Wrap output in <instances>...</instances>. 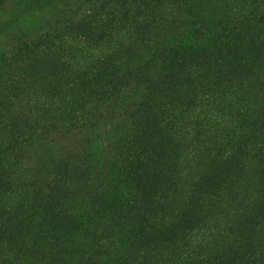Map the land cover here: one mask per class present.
<instances>
[{"label": "trees", "instance_id": "16d2710c", "mask_svg": "<svg viewBox=\"0 0 264 264\" xmlns=\"http://www.w3.org/2000/svg\"><path fill=\"white\" fill-rule=\"evenodd\" d=\"M166 1L63 0V15L59 18L61 21L55 24V29H48L38 37V48H18L20 59L9 68L11 75L0 79V95L12 91L18 92L21 100H27V103L35 99L41 101L38 106L41 112H45L43 103L47 102L46 115L49 117L44 119L54 117L53 122L62 119L59 112H71L70 107H75L72 106L75 105L73 101L81 104L83 109L90 108V112L110 110L119 104L124 112L131 114L134 124L138 122L140 128L134 131L132 142L126 145V156L130 160L126 158L122 163L125 168L121 176L113 175L111 185L104 189L108 194L104 197L111 209L108 214H113L117 221L125 220V227L132 228L138 237L133 218L138 216L140 221L145 219L148 210L165 208L161 205L165 202L164 197L157 198L140 188L144 176H140L137 169L149 161L142 142V122L146 118L152 121V118L160 116L163 119L161 126L177 140L185 142L187 150L190 153L193 151L196 159L213 154L227 164L237 165L250 158L257 160L261 155L264 157V111H261L264 105L263 63L244 64L245 70L240 79L231 74L226 64L237 54L249 58L252 55L262 56V0L247 2L244 8H239L217 24L206 12H197L191 18L188 16L185 23L178 18L168 19L170 9ZM67 28L77 30L76 36L83 38L77 53L81 55L79 62L63 54V45L71 41L73 35H60L59 32ZM157 30L161 36L151 38ZM121 41L128 45L130 64L122 65L120 60L110 55V46L121 45ZM93 51L96 53L93 54ZM39 61L51 64L43 71L47 73L46 69H49L53 75L38 77L36 67ZM16 68L18 71H13ZM183 79L188 81L186 91L181 89L187 93L186 99L189 100L186 106L181 105L185 108L190 104L201 106L203 100H212V95L221 86L227 93H239L240 101L236 102H241L243 124L247 131L242 141L241 137L238 142L231 139L230 146L215 141L218 134L214 127L212 124L207 126L195 110L187 113L186 109H172L168 114H160L159 107L154 105L155 98L169 84ZM140 89L143 91L140 92ZM63 92L70 93V100H63ZM32 117L33 121L25 115H18L14 122L6 124L0 118V264H12L9 258L19 260L25 247L33 260L28 264H42V261L35 260L34 248L38 256L39 253L53 256L56 251L53 247H63L64 227L70 224L61 194L65 183L72 184L74 174L68 168L50 172L42 170L33 177L32 173L24 171L23 153L29 143L28 126L31 122L36 126L41 121L36 116ZM75 120L76 123L79 120L82 122L84 118L77 116ZM222 134L219 136L221 139ZM128 167L132 171H126ZM89 168L81 166L74 170L78 181L89 182ZM63 177L67 178L65 182ZM118 185H122L123 189L120 190ZM12 228L20 232L27 230L31 237H27L26 242L31 241V245L25 243L22 250L18 247L14 252L10 250L4 234ZM105 245L100 242L83 244L79 260L82 264H106L107 261H110L109 264H123L121 251ZM108 254L111 255L104 259ZM198 256L193 257L197 259L194 261H201ZM14 264L23 262L15 261Z\"/></svg>", "mask_w": 264, "mask_h": 264}, {"label": "rangeland", "instance_id": "374dc122", "mask_svg": "<svg viewBox=\"0 0 264 264\" xmlns=\"http://www.w3.org/2000/svg\"><path fill=\"white\" fill-rule=\"evenodd\" d=\"M62 2L63 0H0V79L11 75L9 68L20 59L18 48H38V37L48 29H55V24L61 21L59 18L63 15ZM166 2L170 9L168 19L178 18L185 23L188 16L191 18L197 12H206L217 24L229 18L239 8H244L247 2L253 3V0ZM76 33L77 30L69 28L59 32L60 35H73L70 37L71 41L63 45V54L70 55L74 61L79 62L81 55L77 53L79 42L83 38L77 37ZM153 35V39L161 36L159 30ZM122 41L121 45L110 46V55L120 60L122 65L130 64L132 61L130 62L128 45ZM258 62H262L264 66V48L259 58L256 55L249 58L237 54L227 60L226 64L231 74L240 79L245 65ZM48 65L51 64L38 62V77L53 75V71L49 69H46L48 74L43 71ZM13 71L18 70L16 68ZM187 82V79L180 82L175 80L155 98L154 105L159 107L160 114H168L172 109H186L187 113L195 110L200 113V118L207 126L212 124L214 127L218 134L215 141H222L227 146L232 144V140L238 142L240 137L242 141L247 131L243 124L241 102H236L240 101L239 93H227L221 86L212 95V100H203L201 106L190 104L185 108L189 100L186 99L187 93H183L181 89H186ZM69 94L63 92V100H70ZM21 98L18 92L12 91L0 95V118L5 120V124L14 122L18 115H25L32 121V116L41 120L36 126L32 122L28 126L29 143L23 153L24 171L32 173L33 177L42 170L50 172L68 168L74 174L72 184L65 183L61 194L65 215L70 217V224L64 227L66 235L63 247H53L56 250L53 256L43 253L38 256V251L34 248L35 260L42 261V264H82L79 260L83 254L81 246L100 242L106 243L105 246L113 250L121 251L124 255L123 264H264L262 155L257 160L250 158L237 165L227 164L220 157L212 156L213 154L196 159L193 157L194 152L187 150L185 142L177 140L161 126L163 119L160 116L152 118V121L143 117L146 118L142 122L143 150L149 161L137 169L140 176H144L140 188L142 191L148 190L157 198L164 197L165 202L161 205L165 208L148 210L145 219L140 221L138 216L133 218L140 235L138 237L132 228L128 225L125 227V220L117 221L112 217L113 214H108L111 209L104 197L108 195L104 189L111 185L113 175L121 176L122 169L125 168L122 163L126 158L130 160L126 156V145L132 142V134L140 128L138 122L134 124L131 114L124 112L119 104L110 110L90 112V108L83 109L77 101H73L75 105L72 106L75 107H70V113L59 112L62 119L53 122L54 117L44 119L49 117L46 115L47 102L43 103L45 112H41L38 107L41 101L35 99L27 103V100ZM184 104L185 106H181ZM261 111H264V105ZM77 116L84 120L76 123ZM222 132L221 139L219 136ZM124 139L128 142L125 143ZM81 166L90 167L88 183L77 180L78 175L74 170ZM126 171L132 169L128 167ZM66 179L63 177V182ZM118 188L122 190L123 186L118 185ZM4 237L9 243L8 248L13 252L17 247L22 250L25 243H32L26 242V238L31 237L27 230L20 232L15 228L8 229ZM22 252L19 260L16 257L8 260L12 264L15 261L23 264L33 261L29 258L31 254L26 252V247ZM196 254L200 255L198 257L201 261H194L197 260L193 258ZM110 255H106L104 259ZM108 262L110 261L106 264Z\"/></svg>", "mask_w": 264, "mask_h": 264}]
</instances>
